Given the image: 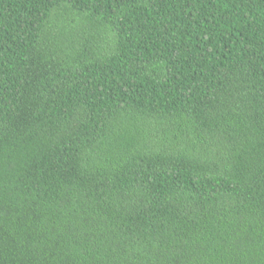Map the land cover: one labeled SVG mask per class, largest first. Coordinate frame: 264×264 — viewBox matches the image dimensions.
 <instances>
[{"label":"trees","instance_id":"1","mask_svg":"<svg viewBox=\"0 0 264 264\" xmlns=\"http://www.w3.org/2000/svg\"><path fill=\"white\" fill-rule=\"evenodd\" d=\"M0 264H264V0H0Z\"/></svg>","mask_w":264,"mask_h":264}]
</instances>
